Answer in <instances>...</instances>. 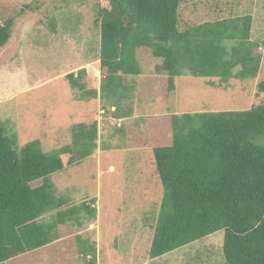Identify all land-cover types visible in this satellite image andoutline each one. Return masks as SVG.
Segmentation results:
<instances>
[{
  "label": "trees",
  "instance_id": "obj_1",
  "mask_svg": "<svg viewBox=\"0 0 264 264\" xmlns=\"http://www.w3.org/2000/svg\"><path fill=\"white\" fill-rule=\"evenodd\" d=\"M108 1L109 7H99L95 19L99 61L106 70L100 91L88 88L86 69L66 76L74 89L86 92L82 100L100 96L116 107L114 118L129 117V106L124 109L123 104L135 89L126 80L142 74L137 53L144 48L161 60L155 76L163 77L159 80L166 81L170 92L175 79L186 75L217 78L220 85L257 78V92L264 94V42L251 39V15L182 31L183 0ZM49 24L56 31L53 17ZM13 25V19L0 20V49L10 41ZM150 119L149 139L155 143L152 154L164 195L149 258L223 231L225 264H264V103L246 111ZM97 148L96 122L75 125L72 144L45 152L40 140L19 147L14 125L0 120V264H38L60 240V229L82 227L97 218L96 198L77 203L58 196L52 181L65 170L64 155L68 166H75ZM40 181L41 186H33ZM75 243L79 257L89 258L84 264H98L95 245L80 236ZM59 260L73 263L66 256Z\"/></svg>",
  "mask_w": 264,
  "mask_h": 264
},
{
  "label": "rangeland",
  "instance_id": "obj_2",
  "mask_svg": "<svg viewBox=\"0 0 264 264\" xmlns=\"http://www.w3.org/2000/svg\"><path fill=\"white\" fill-rule=\"evenodd\" d=\"M99 7H109V1L0 0V20L14 21L11 39L0 49V120L14 125L19 147L40 140L45 152H53L72 144L75 125H98L94 154L75 166H68V155H64L65 170L52 176L58 196L77 203L96 198L97 218L84 221L82 227L60 229V240L51 245L46 257L50 255L51 264H59L65 256L72 264L88 262L89 258L76 253L75 239L80 236L96 246L98 264H225L223 231L160 258H149L164 195L152 154L155 143L149 139L150 118L250 110L264 103V94L257 92V78L220 85L217 78L185 75L175 79L170 92L166 81L159 80L163 77L155 76L154 67L161 60L140 49L142 74L126 80L135 89L129 103L123 104L124 109L129 106L130 116L114 118L116 107L100 96L82 100L86 92L74 89L66 79L86 69L88 88L100 91L106 70L99 61L100 34L95 23ZM245 15L253 17L251 39L264 42V0H183L179 26L184 31ZM52 17L56 31L49 24ZM46 257L38 264H48Z\"/></svg>",
  "mask_w": 264,
  "mask_h": 264
}]
</instances>
